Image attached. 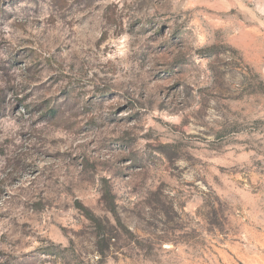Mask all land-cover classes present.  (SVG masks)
Returning a JSON list of instances; mask_svg holds the SVG:
<instances>
[{
  "label": "rangeland",
  "instance_id": "1",
  "mask_svg": "<svg viewBox=\"0 0 264 264\" xmlns=\"http://www.w3.org/2000/svg\"><path fill=\"white\" fill-rule=\"evenodd\" d=\"M0 264H264V0H0Z\"/></svg>",
  "mask_w": 264,
  "mask_h": 264
}]
</instances>
